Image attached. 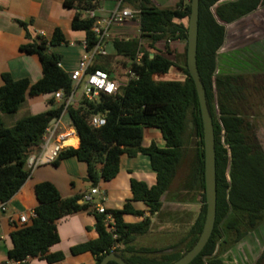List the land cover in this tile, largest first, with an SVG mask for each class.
Returning <instances> with one entry per match:
<instances>
[{
    "label": "trees",
    "instance_id": "trees-1",
    "mask_svg": "<svg viewBox=\"0 0 264 264\" xmlns=\"http://www.w3.org/2000/svg\"><path fill=\"white\" fill-rule=\"evenodd\" d=\"M126 4L141 10L140 35L129 40H114L112 50L122 59L119 65L135 73L136 78L128 79L116 96L101 94L95 103L83 100L67 109L68 119L81 142L79 148L70 147L62 152L53 165L58 166L68 158L85 163L86 180L96 187L118 176L124 155L143 154L150 159L156 184L149 187L132 179V199L120 210H108L116 223L117 239L108 231L104 215L92 210L88 203H79L83 195L63 198L52 183L37 184L34 187L38 202L34 210L36 216L27 224L12 223V246L7 254L12 264H33L31 259L35 258L47 264L63 262L62 252L50 253L51 248L60 243L58 223L83 212L95 216L97 238L72 247L70 253L72 256L90 254L93 264H100L110 253L120 255L130 264H172L195 246L202 233L207 213L204 128L196 86L187 68V49L183 55L184 68H181L186 76L184 81L155 80L156 76L168 74L172 67H179L178 57L171 56L168 42L188 40V26L175 21L187 19L189 23L191 0H181L173 8H158L151 0H126ZM99 5L97 0L64 1V7L75 12L72 30L86 34L87 50L97 44L98 39L93 32L95 20L83 18V12ZM261 7H264V0L199 1L197 67L215 132L217 209L213 234L202 253L190 264H222L220 255L264 223V147L255 124L247 119L250 113L246 107L248 91L264 94V74L249 79L241 74L221 73L218 66V53L226 44L225 25ZM141 40L149 41L151 49L165 41L166 49L154 52L151 57L152 53L142 48ZM49 43L51 46L66 43L60 27L55 29ZM49 43L45 40L20 47L22 52L36 56L41 64L42 77L37 82L15 80L9 73L1 77L0 205L12 200L27 182L31 174L27 160L42 145L43 135L59 118L63 106L28 115L12 126L5 124L3 116L18 113L27 97L52 95L50 104H54L56 92L62 90L67 96L74 88L69 74L59 66V57L49 53ZM138 54L141 58L137 63ZM115 67L95 64L90 71L101 70L113 77ZM98 114L106 117V124L94 128L90 118ZM146 129H158L166 142L165 148L155 143L143 147ZM192 137L197 139L199 146L193 180L195 191L201 196L200 213L187 236L163 251L169 252L168 255L157 256L161 252H154L157 257L136 254L132 244L151 231V219L130 224L124 221V216H143V211L136 210L133 202L144 203L151 216L161 212L162 198L174 181ZM115 245L120 246L113 250ZM255 264H264V250Z\"/></svg>",
    "mask_w": 264,
    "mask_h": 264
},
{
    "label": "crops",
    "instance_id": "crops-1",
    "mask_svg": "<svg viewBox=\"0 0 264 264\" xmlns=\"http://www.w3.org/2000/svg\"><path fill=\"white\" fill-rule=\"evenodd\" d=\"M64 1L65 0H0V7L2 9L0 12V87L3 85L1 77L4 73H9L15 80L28 79L31 83H35L41 79L42 74H39L38 72L41 71L42 73V68L41 66H38V58L22 52L20 47L34 43L40 44V41L43 39H47V41L51 40L55 29L60 26L66 38L72 37L77 39V42L80 45L77 46L78 43H70V46L79 47L81 52L85 54L86 50L83 43L86 41V34L84 32H78L81 36H75V31H73L71 27L75 12L65 8ZM151 1L158 8H173L181 0ZM116 2L117 0H100L99 3L103 11L99 12V16L107 17L108 12L114 8ZM175 22L187 26L183 20ZM22 23L25 24V27ZM241 23L242 26L237 29L236 26L239 24L238 21L225 25L227 37L223 49L228 48L229 45H234L235 42L241 38L243 41L242 50H245L248 53L249 58L252 57L257 61H260L261 55H259V48L263 46L264 43V7H261L254 13L243 17ZM123 29V26H114L111 28L110 36L106 42L105 55L97 57L94 65L99 64L105 68L110 66L113 68L115 67L113 65L114 63L117 65V62L122 61V59L117 57L116 53L112 50L113 41L116 39L129 40L135 38L132 36L133 32H128L129 34L124 36H120V34L116 33L121 30L125 31L129 29V27L125 30ZM40 33H43L44 35L42 36ZM159 44H164V47H166V42L161 41L155 44V49H151V47H149V41L143 43V40H141L143 48L147 45L145 49L152 53L151 57H153L154 52H164L159 48ZM168 46L171 56L178 57L179 67H172L168 74L156 76L155 80L161 82L184 81L186 76L181 68H184L183 55L187 49V40L169 41ZM63 62L64 61L60 63V66L66 73L71 74V71L77 70L78 64L69 65L66 61L65 63ZM36 67H38L39 70H37ZM120 68L124 71L122 73L127 75L129 70L124 69L122 66H120ZM52 97V95H43L34 98L27 97V100L21 107L20 111L25 107L24 114L36 115L56 109L60 104L57 101H55L54 104H50ZM7 117L9 116H3L5 124L7 123ZM22 118H24L22 115L20 117L11 118L9 119V123L12 126ZM67 120L68 119L65 120V123H67ZM77 139V145L79 144L78 147H76L77 145L71 146L74 149H77L80 146V138L77 137ZM152 143H155L159 148H165L166 146V142L159 130L146 129L142 146L148 147ZM198 149L199 148L197 147L195 150L194 161L188 166V169L190 168L188 178L179 189L175 188L171 192L169 188L162 198V209L159 214L151 216L144 203L133 202V207L136 210L143 211V216L135 217L127 215L124 216V221L126 223L135 224L142 222L145 218H150L151 230L154 228L157 230L160 229L153 224L158 222L162 223V225L158 224L161 226L168 225V227H166L168 229L161 230L165 232L167 230L170 231L171 227H174L173 229L176 230L180 229L182 218L187 212H185L183 216L182 214L184 211H189L190 214H188V216L192 219L194 218V222L191 224L192 227L202 207L201 196L200 193L195 191L196 184L193 180L195 176L194 164H196ZM41 152L42 147L40 146L31 155H39ZM189 152H192V148L188 147L180 166L187 160ZM81 163L82 162L77 161L75 158H68L62 160L59 165L55 167L47 164L48 166L36 168L31 172L22 189L12 198V200L5 203L6 210L3 212L0 210V264H12L7 257L8 250L12 246L10 240V233L13 230L12 220L16 221L18 217L23 214L33 218L34 210L38 205L34 194V187L37 184L43 182L52 183L59 190L63 198L83 195L90 192L93 186L91 185L89 188L87 184L90 183L88 181L87 183L84 180H79L87 173L86 166H82ZM185 168H187V166ZM181 175H183V172H181ZM180 177L182 179L184 176ZM132 179L144 182L149 187L156 184V173L152 170L148 156L143 154H138L135 157L124 155L121 158L120 173L118 176L110 182H100L97 185L98 189L106 196L104 207L107 210H120L127 201L132 199L133 196L130 185ZM70 184L72 187H69ZM58 233L60 236V243L52 247L50 253L62 252L65 255V260L57 264L94 263V258L90 254L72 256L70 253L72 247L97 238L96 218L94 215L90 213H80L61 220L58 223ZM168 233L170 234V232ZM163 234L164 236H167L166 233ZM31 262L33 264H47L39 258L31 259Z\"/></svg>",
    "mask_w": 264,
    "mask_h": 264
},
{
    "label": "rangeland",
    "instance_id": "rangeland-1",
    "mask_svg": "<svg viewBox=\"0 0 264 264\" xmlns=\"http://www.w3.org/2000/svg\"><path fill=\"white\" fill-rule=\"evenodd\" d=\"M171 5V4H169ZM125 6V5H124ZM185 24L188 26V20L185 19L183 20ZM239 24L236 26V29L238 27L242 26L241 20L238 21ZM123 26V30L125 31H118L116 33L120 34V36H124L126 34H129L128 32H133L134 37L138 38L139 37V21L134 20V21H129L125 23ZM64 27V26H63ZM131 27V28H130ZM61 28V26H60ZM75 36L80 37L81 34L78 32H75ZM52 38V37H51ZM42 41H45L44 39ZM40 41V42H42ZM47 41V39H46ZM147 42L146 40H143V43ZM48 43L50 42L47 41ZM70 43L77 44V39L74 38H66V43L61 44V45H56V46H51L50 43L47 47L49 53L55 54L56 56L59 57L60 63L65 61L69 65H76L80 63L81 57L84 54L81 52V49L79 47H71ZM147 44V43H146ZM77 46H80L79 43ZM145 46V44H144ZM159 48L163 51H165L166 47H164V44H159ZM147 47V45H146ZM145 47V48H146ZM243 41L241 38H239L238 41L235 42L234 45H229L228 48H225L221 50L218 55H219V63L218 66L221 69V73H229V74H241L249 79L254 77V75L257 74H264V43L263 46L259 48L260 51V61L255 60L254 58H249L248 53L245 50H242L243 48ZM143 48V45H142ZM175 48V47H173ZM151 50V49H150ZM35 58V57H34ZM35 60H37L35 58ZM99 60V59H98ZM38 62V60H37ZM38 66H41L40 63L38 62ZM120 63L117 62V65L114 63L113 65L116 66L114 71H113V77L119 79L122 82H125L127 79V75L123 74L122 72L123 69L118 66ZM37 70L38 67H36ZM42 68V67H41ZM78 68V67H77ZM73 71H71L72 73ZM39 74H42L41 71L38 72ZM83 86L79 87L77 90V96L79 97L80 94L82 93ZM248 100H247V106L249 109L250 116L247 118L251 120L256 128H257V134L258 137L264 147V94H259L255 95L253 91H248ZM23 107L22 111L20 113H15L12 115H6L9 116L7 117V126H11L9 123V119L11 118H16L20 117L21 115L23 117H26L28 115L24 114V109ZM215 110H216V115L219 117V110L217 103L215 102ZM192 129V128H190ZM189 129V131H190ZM152 130H158V129H152ZM192 132V131H191ZM192 148V152L188 153L187 155V160L182 163L181 166L177 168L176 176L174 178V181L170 187V190L172 192L173 189H179L181 185L184 183V181L188 178V173H190V168L188 169V166L191 165V163L194 161L195 157V150L197 149L198 146V141L197 139L190 138L188 140V145L187 149ZM49 166H54L53 164H48ZM42 165L39 166L44 167L48 166ZM82 166H86L85 163H81ZM195 165V164H194ZM187 166V168H185ZM55 167V166H54ZM183 167V168H182ZM86 171H87V166H86ZM186 171V173H185ZM189 171V172H188ZM181 172H183V175H181ZM180 176H184L181 177ZM87 173L83 178L79 179L81 181H86L87 182ZM88 183V182H87ZM88 187H91V184H87ZM69 187H72L71 184ZM88 189V188H87ZM85 203V202H84ZM100 201L97 198H94V201L92 204H89L92 210H95V205L99 204ZM87 204V203H86ZM186 215L182 218L180 229H173L174 227H171L170 231H161L163 229H168V225L161 226L162 223H153L155 224V227H159L160 229H152L148 234H145L141 237H138V239L134 242L133 247L136 249L135 253L139 254L141 256L145 257H154L156 256L154 252H161L157 256H165L168 255L169 252H163L164 250H167L168 247L172 245H176L179 243L183 238L187 236L188 231L190 230L191 224L194 222V218L192 219L191 217L188 216L190 214L189 211H184ZM83 213H89V212H83ZM161 217V216H160ZM159 219V218H158ZM161 219V218H160ZM163 221V220H162ZM155 222V221H154ZM167 222V221H165ZM161 224V225H158ZM160 232V233H158ZM166 233L167 236H164L163 233ZM170 232V234L168 233ZM173 232V233H172ZM1 234V231H0ZM165 234V235H166ZM142 238V239H141ZM264 250V223L261 224L257 229L254 231L250 232L247 234L240 242L237 244L233 245L231 248H229L225 253L219 256V259L222 261V264H255L259 256ZM156 256V257H157ZM6 258V257H5ZM5 261V260H4Z\"/></svg>",
    "mask_w": 264,
    "mask_h": 264
},
{
    "label": "built area",
    "instance_id": "built-area-1",
    "mask_svg": "<svg viewBox=\"0 0 264 264\" xmlns=\"http://www.w3.org/2000/svg\"><path fill=\"white\" fill-rule=\"evenodd\" d=\"M102 11L103 9L99 5L96 9L83 12V18L95 20L93 32L98 39V42L90 50H87L86 41L83 43L86 52L81 58L77 70L71 73V80L73 82L74 88L70 94L65 96L62 90L55 93L54 99L60 104V106H63V111L59 118L54 120V122L50 125V127L47 128L45 134L43 135L41 154L30 155L28 158L27 165L31 172L39 166L53 164L59 158L62 152L71 147L65 146L66 140L72 136L75 138L79 137L75 128L68 119L67 109L71 105H78L83 100L95 103L98 101L101 94H105L107 96H116L120 87L125 85L128 79L132 80L136 78L135 73L128 72L126 81L122 82L104 71H90V68L94 65L96 58L105 55L106 42L110 36L111 28L114 26H122L129 21H139L141 15V10L126 4V0H117L114 8L108 12L107 17L99 16V12ZM40 35L43 36L44 34L40 33ZM140 58L141 55L138 54L136 60L137 63L139 62ZM81 86H83V90L78 97L77 90ZM66 119H68L67 123H65ZM90 123L94 128H100L106 124V117L101 114L93 115L90 118ZM94 198H97L100 201L99 204L95 205V211L98 214L105 216V224L108 231L113 235L114 239H117L118 235L114 217L104 207L106 196L98 189L97 186L93 187L90 192L83 194L82 201L92 204ZM0 210L2 212L6 210L5 204L0 205ZM35 216L36 215L34 213L33 218ZM30 219L31 218L28 215L23 214L19 216L16 221L19 224H27ZM13 222L14 221L12 220V223ZM119 246L120 245H115L113 250Z\"/></svg>",
    "mask_w": 264,
    "mask_h": 264
},
{
    "label": "water",
    "instance_id": "water-1",
    "mask_svg": "<svg viewBox=\"0 0 264 264\" xmlns=\"http://www.w3.org/2000/svg\"><path fill=\"white\" fill-rule=\"evenodd\" d=\"M199 1L200 0H191V15L189 18L187 40V68L196 86L204 128L205 193L207 213L202 233L195 246L187 253H185L179 260L172 264L192 263L202 253L207 243L209 242L213 234L216 222L217 181L215 132L213 118L208 106L205 89L197 67ZM69 77L71 78L72 74H69ZM79 203L83 204V201H79ZM110 262H115L117 264H130L123 257L115 253L106 255L100 262V264H109Z\"/></svg>",
    "mask_w": 264,
    "mask_h": 264
},
{
    "label": "bare ground",
    "instance_id": "bare-ground-1",
    "mask_svg": "<svg viewBox=\"0 0 264 264\" xmlns=\"http://www.w3.org/2000/svg\"><path fill=\"white\" fill-rule=\"evenodd\" d=\"M77 143H78L77 137L75 138L72 136L66 140L65 146H75V145H77Z\"/></svg>",
    "mask_w": 264,
    "mask_h": 264
},
{
    "label": "clouds",
    "instance_id": "clouds-1",
    "mask_svg": "<svg viewBox=\"0 0 264 264\" xmlns=\"http://www.w3.org/2000/svg\"><path fill=\"white\" fill-rule=\"evenodd\" d=\"M84 203V202H83Z\"/></svg>",
    "mask_w": 264,
    "mask_h": 264
}]
</instances>
